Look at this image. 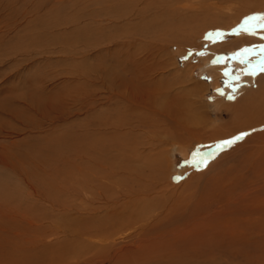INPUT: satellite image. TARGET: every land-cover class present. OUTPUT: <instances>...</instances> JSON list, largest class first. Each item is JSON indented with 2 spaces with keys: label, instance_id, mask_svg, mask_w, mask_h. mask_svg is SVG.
I'll use <instances>...</instances> for the list:
<instances>
[{
  "label": "rangeland",
  "instance_id": "obj_1",
  "mask_svg": "<svg viewBox=\"0 0 264 264\" xmlns=\"http://www.w3.org/2000/svg\"><path fill=\"white\" fill-rule=\"evenodd\" d=\"M253 3L0 0V264H264V134L193 142L252 118L230 105L256 87L236 71L248 52L205 57L264 21L172 45L188 16Z\"/></svg>",
  "mask_w": 264,
  "mask_h": 264
},
{
  "label": "bare ground",
  "instance_id": "obj_2",
  "mask_svg": "<svg viewBox=\"0 0 264 264\" xmlns=\"http://www.w3.org/2000/svg\"><path fill=\"white\" fill-rule=\"evenodd\" d=\"M242 8L243 9L240 8L242 11H239L240 10L239 7L238 6L235 7L232 4L226 7L223 6L214 7L210 10L211 12L205 14L210 16V20L206 23L203 20H202L203 22L194 23L193 21L194 16H188V19L190 21L184 20L183 25L184 26L186 25L187 27L189 28L191 27V28L189 29L188 32L184 31L185 33L183 32L184 33L182 34L183 36H180L181 39L178 40L176 44H172V45H175L179 49H181V52H187L188 50L194 51L196 48L200 46L198 45L197 40L202 37L203 33L207 29L208 30L210 29L209 31L212 32L216 30H222V28L219 27L223 24L224 20L228 16L232 17L231 18L233 20L232 24L239 25L240 23L244 22L245 17H248L252 14L264 12V0H254L253 4ZM231 12H233V15L232 14L230 15ZM187 27H184V29ZM254 27L257 28L256 31L253 30H251L252 32L244 31L243 33H240L239 35L241 36L239 37L237 36V38H227V39L224 38L222 42L217 41L218 43H215L212 47L208 49L207 51L208 54H206L207 58L205 57L206 61L207 59H213L215 61H219L220 56L227 50H234V49L239 50L242 48H248L250 49V51L247 53L246 56L247 57L246 64L243 66L242 61L240 60L237 61L236 71L240 75H243L245 79L247 78L253 81L254 79L252 78H255L257 76L254 83V86L256 87L250 89H243L241 92V96L239 95V97L235 99L234 103L230 104L232 106H237V108L233 110L234 115H239L247 112L249 116L252 115L251 116L252 118L250 117L251 118L250 120L241 122L237 124V126L232 130L221 132L220 134H217L213 138L203 139L201 136L197 138L195 137L196 139L195 141H193L194 143L210 144L208 146L209 148L213 145L217 146L222 141L230 140L234 136L240 135L241 133H247V135H244L241 140L238 141L236 140L231 145H226L220 149H217L218 151L216 152V154L223 153L225 151H230L231 149L242 146L253 137L264 134V73H262L264 71L260 70L261 68H264V47H262L264 46V27H259L257 24ZM182 31L183 30H181V32ZM245 32L250 33L248 34L249 37L246 38L242 37L245 34ZM253 45L257 47H252ZM192 71H193V65H190L189 63H186L182 69L180 68L178 69V67L176 68V73L183 75V82L190 81L189 83L190 85L184 86L183 89L188 93L189 96L198 97L200 93L207 88V85H205L204 83L198 80L193 79L191 74ZM216 71L217 73L215 74L210 73L212 77L211 86L213 87H217L218 84L217 75L219 73V70L216 69ZM212 102L216 106L218 105L223 107L230 106V105H224V103L220 100H215ZM132 109L135 110V108ZM170 135L172 136L171 132ZM159 159L160 158H158V161ZM101 225L102 227L100 226L99 232L102 238L103 236H106V238H108V234L115 231L113 227L115 225L110 226L111 230H107L106 229L107 227H105L103 223Z\"/></svg>",
  "mask_w": 264,
  "mask_h": 264
},
{
  "label": "snow or ice",
  "instance_id": "obj_3",
  "mask_svg": "<svg viewBox=\"0 0 264 264\" xmlns=\"http://www.w3.org/2000/svg\"><path fill=\"white\" fill-rule=\"evenodd\" d=\"M252 20H256V21H264V14H258V15H253V16H248V17H245V20H244V23L247 25L249 21H252ZM259 27H264V22H261L259 24ZM246 32L247 31H250V29L248 28H245L244 29ZM217 36H220L222 35V33H220L219 31H217L216 33ZM264 47V46H262ZM250 49L248 48H244L241 50V52L243 53H247L249 52ZM236 55H240V53H236ZM261 71H264V68H261L260 69ZM244 135H247V133H241L240 135H237V136H234L232 139L230 140H225V141H222L220 144L217 145L218 148H222L223 146H226V145H231L232 143H234L236 140H239V139H242Z\"/></svg>",
  "mask_w": 264,
  "mask_h": 264
}]
</instances>
